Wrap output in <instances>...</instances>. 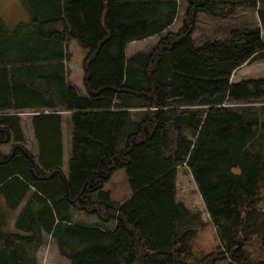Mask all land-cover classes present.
<instances>
[{
    "label": "trees",
    "instance_id": "1",
    "mask_svg": "<svg viewBox=\"0 0 264 264\" xmlns=\"http://www.w3.org/2000/svg\"><path fill=\"white\" fill-rule=\"evenodd\" d=\"M24 1L30 22L11 28L0 16V264H39L50 238L70 264H264L252 247L264 248V77L230 81L264 61V0H186L180 30L130 56V42L175 22L179 0ZM249 9L261 26L193 43L199 12L224 19ZM74 40L88 51L85 92L67 75ZM63 113L73 125L69 176ZM182 165L221 253L194 251L204 220L178 199ZM120 169L132 195L115 202L104 188ZM75 211L100 221L76 223Z\"/></svg>",
    "mask_w": 264,
    "mask_h": 264
},
{
    "label": "rangeland",
    "instance_id": "2",
    "mask_svg": "<svg viewBox=\"0 0 264 264\" xmlns=\"http://www.w3.org/2000/svg\"><path fill=\"white\" fill-rule=\"evenodd\" d=\"M179 12L175 22L162 34L148 37L143 40H135L130 42L126 47V54H131L144 50H152L160 39L168 33H176L183 25L184 18L186 17L189 8L186 0H179ZM0 16L14 28L18 23H28L32 20V14L28 9L24 0H0ZM196 28L192 35L193 43L199 46L208 40H222L229 37L230 32L238 28H253L260 25L259 17L255 9L241 10L237 13L224 19L213 18L206 13L199 12L196 16ZM264 36V29H262ZM73 43V44H71ZM71 44V45H70ZM71 48V50H70ZM68 49L70 50V58L67 61L68 77L72 79L76 87L82 92H85L83 84V64L81 56L85 49L81 48L77 42L71 41ZM72 51V52H71ZM264 77V61H257L254 63H245L241 68L237 69L230 81L240 82L244 79ZM259 104V102L255 103ZM21 123L26 134L27 146L29 150L34 151L37 149L36 140L32 128V116L30 113L22 114ZM72 118L69 113H63V143H64V173L69 176V160L71 157V131H72ZM13 141L2 144L1 151L9 153L12 150ZM194 181L193 174L188 165L178 167L177 175V196L178 199L184 202L188 207L193 210L200 211L202 214L204 226L197 230V235L194 243V251L197 255H215L223 252L216 228L206 211V206L203 198L199 192L197 184ZM105 190L111 192L112 200L121 202L132 195L131 186H129L126 170L120 169L106 183ZM76 218L85 220L86 222L100 221L99 217L95 214H87L83 211H75ZM11 230H15L14 226L10 225ZM242 246V243L241 245ZM239 246V249L241 248ZM258 253H262L264 248H258L256 245L252 246ZM59 252L57 244L51 238L46 240V244L39 250L38 263L39 264H70L69 260L62 256ZM229 257L217 259L213 264H230ZM255 258V256L253 257ZM256 259V258H255Z\"/></svg>",
    "mask_w": 264,
    "mask_h": 264
},
{
    "label": "crops",
    "instance_id": "3",
    "mask_svg": "<svg viewBox=\"0 0 264 264\" xmlns=\"http://www.w3.org/2000/svg\"><path fill=\"white\" fill-rule=\"evenodd\" d=\"M260 26H261V24H260ZM262 29H264V28H262ZM71 44H73V43H71ZM71 44H70V45H71ZM70 50H71V48H70ZM70 50H69V51H70ZM85 50H86V49H85ZM71 52H72V51H71ZM87 54H88V51H87V50H86V51H83V53H82V55H81V56L83 57V59H82V64L84 63V59H85V57L87 56ZM70 59H71V58H70ZM66 63H67V62H66ZM82 69H83V75H82V76H84V68L82 67ZM68 78H69V77H68ZM69 80L72 81V79H70V78H69ZM233 82H235V81H233ZM63 133H64V131H63ZM70 139H71V138H70ZM36 151H37V149L34 150V151H32V152H33V153H36ZM15 217H16V215L13 216V220L11 221V224H10L11 226H15ZM73 220H74L76 223H84V224H94V225H95V224L99 223V221H95V222L92 221V222H90V223H89V222H86V221L83 220V219H80V218H78V217L76 218V216H75L74 214H73ZM42 247H43V246H42ZM42 247H41V248H42ZM41 248H40V249H41ZM40 249H39V250H40ZM38 252H39V251H38ZM38 256H39V253H37V257H38Z\"/></svg>",
    "mask_w": 264,
    "mask_h": 264
},
{
    "label": "water",
    "instance_id": "4",
    "mask_svg": "<svg viewBox=\"0 0 264 264\" xmlns=\"http://www.w3.org/2000/svg\"><path fill=\"white\" fill-rule=\"evenodd\" d=\"M241 247V246H240Z\"/></svg>",
    "mask_w": 264,
    "mask_h": 264
}]
</instances>
